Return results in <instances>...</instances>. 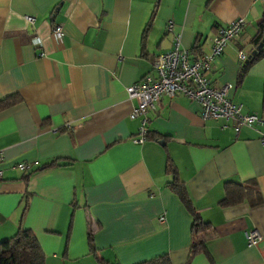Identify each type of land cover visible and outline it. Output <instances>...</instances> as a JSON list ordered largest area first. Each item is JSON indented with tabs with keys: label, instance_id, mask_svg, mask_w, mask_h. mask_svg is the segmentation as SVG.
Wrapping results in <instances>:
<instances>
[{
	"label": "crops",
	"instance_id": "1",
	"mask_svg": "<svg viewBox=\"0 0 264 264\" xmlns=\"http://www.w3.org/2000/svg\"><path fill=\"white\" fill-rule=\"evenodd\" d=\"M263 8V0H0V98H20L0 110V241L18 226L30 230L44 264L159 255L170 264H264V125L236 133L229 121L201 119L184 95L161 94L146 113V140L135 143L139 118H129L135 101L125 92L153 74L174 32L197 57L217 28L243 17L206 76L230 84L243 112L264 116V55L239 77V53L256 48ZM167 158L213 229L193 254L190 216L166 185ZM227 181L249 192L220 207Z\"/></svg>",
	"mask_w": 264,
	"mask_h": 264
},
{
	"label": "built area",
	"instance_id": "2",
	"mask_svg": "<svg viewBox=\"0 0 264 264\" xmlns=\"http://www.w3.org/2000/svg\"><path fill=\"white\" fill-rule=\"evenodd\" d=\"M25 18L27 22L32 23L31 16ZM244 23V18L238 17L217 28L211 38L208 51L197 57L191 54V50L181 46L178 33L172 34L171 48L157 55L153 60V74H146L125 88L128 99L135 101L128 116L131 119L139 118V126L133 142L142 143L146 140L148 124L146 113L155 109L161 94L169 97L175 93L184 95L199 105L201 119L229 121L236 133L243 127L264 125V116L245 113L239 104L230 100L228 96L230 84L214 85L206 76L213 62L222 54L226 44L238 35ZM166 29L172 31L171 21L167 22ZM52 34L56 37L61 36L59 25L53 28ZM239 58L245 59L242 53H239ZM261 142L264 143V137L261 138ZM16 167L24 171L30 167V164L20 162ZM162 220L163 217H160L159 221ZM246 239L248 244L254 243L256 233H248Z\"/></svg>",
	"mask_w": 264,
	"mask_h": 264
},
{
	"label": "trees",
	"instance_id": "3",
	"mask_svg": "<svg viewBox=\"0 0 264 264\" xmlns=\"http://www.w3.org/2000/svg\"><path fill=\"white\" fill-rule=\"evenodd\" d=\"M263 35L264 8L262 12V18L259 23V29L252 39L254 47L257 46ZM262 55H264V45L254 54L251 53L240 63L239 77L250 62ZM19 100L20 98L16 94H10L3 98H0V110H3L17 103ZM261 106L264 110V81L262 86ZM152 137H154V135ZM54 163L55 160H52L47 164H44V166H50ZM164 171L171 177L166 184L168 189L176 196L178 201L190 216V254H193L194 252L203 248L206 239L213 235V229L208 223L203 222L199 214L195 211L192 202L188 197L186 188L183 182L179 180L176 168L169 158H167L165 161ZM248 190L249 188H246V186L242 183L227 181L223 183L224 194L222 199L218 202V205L220 207H230L239 204L247 196V193L249 192ZM90 234L91 233L89 232L88 244L90 251L93 252V247L90 242ZM95 260L98 264H110L99 257H95ZM0 264H44V255L42 253V250L40 249L37 240L30 230H26L18 226L16 232L13 235L0 241ZM135 264H170V261L166 255H159Z\"/></svg>",
	"mask_w": 264,
	"mask_h": 264
},
{
	"label": "water",
	"instance_id": "4",
	"mask_svg": "<svg viewBox=\"0 0 264 264\" xmlns=\"http://www.w3.org/2000/svg\"><path fill=\"white\" fill-rule=\"evenodd\" d=\"M264 45V35L261 38L260 42L257 44L256 48L252 51V54H254L257 50L261 49ZM162 143V142H160Z\"/></svg>",
	"mask_w": 264,
	"mask_h": 264
}]
</instances>
